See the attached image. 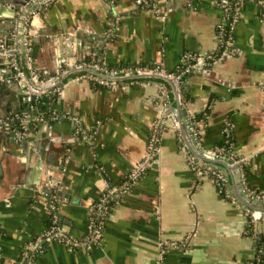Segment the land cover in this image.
I'll use <instances>...</instances> for the list:
<instances>
[{"label":"crops","instance_id":"obj_1","mask_svg":"<svg viewBox=\"0 0 264 264\" xmlns=\"http://www.w3.org/2000/svg\"><path fill=\"white\" fill-rule=\"evenodd\" d=\"M225 1L153 0L154 12L135 0H59L28 17L27 54L41 77L87 63L174 70L182 61L216 49L220 26L227 23ZM4 15L0 27L11 23ZM232 34L230 55L208 72L185 79L186 110L167 102L180 120L209 108L201 148H213L225 130L232 132L231 151L245 158L247 166L243 177L226 171L227 198L209 177L196 183L182 143L168 129L161 135L157 159L113 206L98 246L70 252L53 242L32 264L252 260L264 238V205L244 199L239 187L249 195H264V13L258 5L242 3ZM9 42L24 54L20 40ZM11 73L10 63L0 61V75L6 79ZM162 84L145 77L112 88L71 81L62 96L49 93L27 107L15 82L0 79V119L9 120L20 138L0 130V264H18L25 244L47 227L50 201L69 233H85L90 207L106 184L120 182L145 156L162 98H168ZM182 134L188 152L197 153L189 131L183 128Z\"/></svg>","mask_w":264,"mask_h":264},{"label":"built area","instance_id":"obj_2","mask_svg":"<svg viewBox=\"0 0 264 264\" xmlns=\"http://www.w3.org/2000/svg\"><path fill=\"white\" fill-rule=\"evenodd\" d=\"M59 0H30L28 3L20 6L16 12L14 20V28L9 37L3 38L1 41L2 56L10 58V67L12 70L8 78L0 75L1 80H11L15 82L20 89L23 99L30 101L31 97L40 98L46 94L52 93L62 96L64 88L71 81H88L92 85L112 88L121 85L126 80L136 81L139 77L158 78L164 82L160 89L165 94H172L173 100L177 104L179 110H186V103L182 99L181 79L188 74H203L208 72L213 64L221 61L233 52L232 30L239 20V11L243 2H254V4L264 8V0H234L230 6V14L227 17L229 29L226 33L220 34L218 41H221V53L218 58L214 59L211 55H196L182 61L176 69L165 70L163 68L135 66L130 68H103L96 63L74 64L68 65L59 73L41 77L37 70L32 66L27 51L30 48V40L27 29L28 17L39 13L44 7ZM228 0L225 2L227 3ZM137 6L143 9H150L154 12L158 11V7L153 0H135ZM109 35L113 32L109 31ZM20 40L24 47V54L21 56L17 49L8 45L9 39ZM6 46V47H5ZM210 60H212L210 62ZM209 66V68H208ZM211 67V68H210ZM136 79V80H134ZM167 96V95H166ZM167 100H166V99ZM163 97V110L158 120L154 122L152 132L150 134L145 156L134 165L119 184H106L105 189L98 197L96 203L90 207L87 218L86 235L73 236L59 223V219L55 214L56 205L53 201L49 203L50 225L42 232L33 235L23 247L18 264H32V260L36 255L42 253L45 248L53 242L63 244L70 252L78 250H90L93 246L100 244L103 236L102 218L106 215L107 205L116 198H122L128 194L135 184L140 180L139 177L146 172L151 164L157 159L160 153V141L163 132L171 129L176 133L177 139L182 143L181 149L185 152L187 161L194 170V174L198 178L211 177L214 184L218 187L227 180L226 171L240 174V164L246 162L245 158H234L232 156L224 157L222 154L216 153L212 149L201 148V140L198 133L202 130H196L194 115L186 113L183 120L177 116V110L168 106V98ZM187 112V111H186ZM189 131L193 143L200 147L203 151L215 156V159L199 156L197 153L188 152L189 143L182 134V129ZM10 121L0 119V130L5 132L11 131ZM225 132H228L225 130ZM86 142L91 144V137L85 136ZM231 160V162L229 161ZM210 161L212 163H210ZM219 164V165H218ZM227 184V181H226ZM228 195V186H226L225 196ZM251 195V194H250ZM254 198L264 202V195L252 192ZM165 250H161L164 253Z\"/></svg>","mask_w":264,"mask_h":264},{"label":"trees","instance_id":"obj_3","mask_svg":"<svg viewBox=\"0 0 264 264\" xmlns=\"http://www.w3.org/2000/svg\"><path fill=\"white\" fill-rule=\"evenodd\" d=\"M233 1H234V0H228V1H227V6H226V8H227V12H226L227 17H228L229 14H230V6L233 4ZM253 3H254V2H253ZM255 5H256V4H255ZM259 7H260V6H259ZM260 9H261L262 13H264V8L260 7ZM228 29H229L228 24L224 22V24H222V25L220 26L219 33H218V38L220 37L221 32L224 34V33H226V31H227ZM233 38H234V36L232 35V40H234ZM221 50H222V47H221V41H220V42L218 41V44H217L216 49L213 50V51H211V52H209V53H207V55H211L212 57H214V59H216V58H218V56L220 55ZM211 61H212V60H210V62H211ZM211 67H212V66H211ZM211 67H210V68H211ZM176 68H177V67H176ZM176 68H175V69H176ZM208 68H209V66H208ZM189 75H194V74H188V75L183 76V78L181 79L182 81H181V88H180V89H181V93H182V99H183L184 103H186V104H187V101H188V97H187V94H186L185 91H184L183 84H184L185 79H186ZM168 100H169L170 102H172L173 105H175V102H174V100H173V97H172V94H171V93L168 95ZM208 110H209V108H206V109H204L202 112H200V113H198V114H194V122H195L196 130L199 131V130H202L203 128H205L206 121H207V115H208V112H209ZM198 136H199L200 138H202V133H198ZM232 143H233V140H232V132H231V131L224 132V134H223V138H222L219 142H216V143L214 144L213 148H211V149L214 150L216 153L222 154L224 157L232 156V157H234V158H238V157L234 156V155H233V152L231 151ZM188 165H189V167L191 168V166H190L189 163H188ZM218 165H219V164H218ZM246 166H247V165H246L245 162L240 164V171H241L242 177H243V174L245 175V172H246ZM148 169H149V168H148ZM148 169H147V170H148ZM147 170H146V171H147ZM145 173H146V172H145ZM145 173L142 174V175L139 177V179H141V178L145 175ZM193 173H194V170H193ZM194 178H195L196 183H198V182L201 181V178H198V177H196L195 175H194ZM209 178H211V177L209 176ZM211 179H212V178H211ZM226 181H227V183H228V182H229V178H227ZM226 181H225V183L222 184V186H221V185H218V187H217V186L215 185V186H216V190L218 191V193H219L222 197H225V190H226V186H227ZM120 182H121V181H120ZM120 182H118L117 184H119ZM258 194H259V193H258ZM225 198H227V197H225ZM120 199H121V197H120V198H116V199L112 200L110 203H108V205H107L108 208H107L106 215L102 218V230H103V231H104L105 221H106L108 215L110 214V212H111L113 206H114V205H115ZM88 215H89V214H88ZM59 223L62 224V221L59 220ZM49 225H50V222L48 221V223H47V227H48ZM84 235H86V232L83 233V234L80 235V236L82 237V236H84ZM259 239H260V240H259L258 244L256 245V249H255V253H254V255H253V258H252V260H250V261L248 262V264H250V263H252V264H264V254H263V252H262V247L264 246V244H263V242H264V238H263V237H260ZM97 246H98V245H97Z\"/></svg>","mask_w":264,"mask_h":264},{"label":"water","instance_id":"obj_4","mask_svg":"<svg viewBox=\"0 0 264 264\" xmlns=\"http://www.w3.org/2000/svg\"><path fill=\"white\" fill-rule=\"evenodd\" d=\"M9 1V0H0V19L2 17H5L4 14H8L9 17L11 18V23L10 25L8 26H3V27H0V39L2 38H8L9 35L11 34L13 28H14V20H15V17H16V12L18 11V9L20 8V3L17 2V3H14L13 6H7L6 5V2ZM8 43L10 44V42L8 41ZM6 47V46H5ZM0 53H2V48H1V42H0ZM1 55V54H0ZM5 56H0V61H4L6 60L7 62L10 63V58L9 57H5ZM37 99L36 97L32 96L30 101H26V103H22V106H27V107H30V104H36L37 102ZM36 114H38V111L36 110ZM10 126H12L10 124ZM8 134H10L11 136H13L14 138H17L20 140V138H18V135H16L15 132H12V131H8ZM196 146V150H197V154L199 156H203V157H206V158H209V159H215V156L212 155V154H209L205 151H203L200 147H198L197 145ZM231 162V160H229ZM238 176H240V174L238 173L237 174ZM239 190H240V194L244 196V199L248 200L249 202L251 203H255V204H260V205H264V203L256 198H252L249 193L244 189V186L240 185L239 187Z\"/></svg>","mask_w":264,"mask_h":264},{"label":"rangeland","instance_id":"obj_5","mask_svg":"<svg viewBox=\"0 0 264 264\" xmlns=\"http://www.w3.org/2000/svg\"><path fill=\"white\" fill-rule=\"evenodd\" d=\"M231 188H230V186H229V190H230Z\"/></svg>","mask_w":264,"mask_h":264}]
</instances>
